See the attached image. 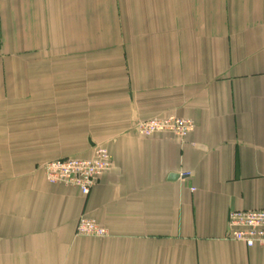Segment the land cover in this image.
I'll list each match as a JSON object with an SVG mask.
<instances>
[{"label":"crops","instance_id":"crops-1","mask_svg":"<svg viewBox=\"0 0 264 264\" xmlns=\"http://www.w3.org/2000/svg\"><path fill=\"white\" fill-rule=\"evenodd\" d=\"M98 145L88 195L46 180ZM263 207L264 0H0V264H264L227 223Z\"/></svg>","mask_w":264,"mask_h":264},{"label":"built area","instance_id":"built-area-1","mask_svg":"<svg viewBox=\"0 0 264 264\" xmlns=\"http://www.w3.org/2000/svg\"><path fill=\"white\" fill-rule=\"evenodd\" d=\"M135 131L141 137H151L158 133H169L183 140L193 130L194 122L174 115L154 117L135 123ZM112 158L103 146H96L87 158L65 157L46 161L42 169L49 183H61L76 188L80 194L88 195L99 176L111 168ZM189 173H180L181 178ZM191 190H194L193 188ZM228 237L244 243L247 247H264V207L258 209H232L228 214ZM75 232L79 236L104 237L105 227L93 218L80 216Z\"/></svg>","mask_w":264,"mask_h":264}]
</instances>
